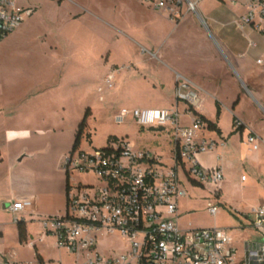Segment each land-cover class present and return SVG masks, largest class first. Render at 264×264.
<instances>
[{
    "label": "rangeland",
    "instance_id": "obj_1",
    "mask_svg": "<svg viewBox=\"0 0 264 264\" xmlns=\"http://www.w3.org/2000/svg\"><path fill=\"white\" fill-rule=\"evenodd\" d=\"M14 1L21 7H33L31 9L36 13L24 22L26 32L23 36L0 49V130L8 138L11 154L24 147L29 148L31 154L42 158L47 164L48 171L44 170L41 182L54 180L58 175V163L65 155V160L70 156L76 131L88 114L87 128L77 155L80 151L94 153L107 147L109 137L114 136L128 142L134 151L152 152L160 156L164 164L172 166L175 144L171 126L163 129L143 128L131 116H121L123 110H172L177 106L171 70L156 61V46L149 41L154 38L146 39V35H149V18L145 11L134 6L130 0ZM247 1L239 0L240 6L243 7ZM234 5L219 8L211 0H206L201 7L202 14L211 13L222 20H230L233 12H236ZM189 16L177 22L170 21L178 28L188 21ZM197 20L198 26L205 28L199 17ZM155 27L160 28V23H155ZM235 36L241 34L237 32ZM179 39L193 51L190 56L174 51L178 55L176 62L182 70L189 71V66L208 64L209 57H205L204 53L213 45L210 39L208 44L204 36L197 33ZM146 42L152 48L148 55L144 54ZM164 46L165 42L162 44ZM249 62L255 76L263 72V65L253 63L251 58ZM109 74H115L113 90H108L104 85ZM233 76H222L223 85L219 91L225 110L220 127L225 131L231 128L227 107L237 100L239 88H242L243 96L238 113L244 114L251 122L258 115L264 118V110L250 97L238 77ZM99 87L104 90L101 96L98 94ZM206 103L211 114L212 104L210 101ZM180 109H183V105H180ZM186 123H190V120H186ZM258 124L264 135V120ZM212 133L203 131L206 135ZM88 134L91 135V142L86 139ZM211 137L214 138V135ZM234 142L229 146V156L234 163V188L241 191L242 175L251 177V172L238 163L243 151L249 152V148L241 145L239 139ZM43 146L44 149H39ZM261 152L264 164V148ZM64 175L66 180V171ZM70 176L72 185L80 182L100 185L92 174L74 172ZM180 176L188 191L185 197L187 204L180 218L183 229L238 226L234 215L224 207L221 206L222 213L216 217L210 216L206 209L210 194L220 186L210 184L201 188L189 182L182 171ZM32 233L33 238L38 240L37 248L42 250L46 259L74 264V257L58 249L56 238L44 235L41 225L32 227ZM239 233L234 230L236 238H240ZM41 234L46 239H41ZM22 246L25 247L17 252L21 264H38L34 246ZM98 249L105 254H122L124 244L118 235L106 237Z\"/></svg>",
    "mask_w": 264,
    "mask_h": 264
},
{
    "label": "built area",
    "instance_id": "obj_2",
    "mask_svg": "<svg viewBox=\"0 0 264 264\" xmlns=\"http://www.w3.org/2000/svg\"><path fill=\"white\" fill-rule=\"evenodd\" d=\"M139 1L158 12L165 11L169 19L177 22L186 15L200 18L204 0ZM33 15V9L21 7L14 0H0V45ZM250 25L264 35V0L250 2L239 27ZM104 83L113 90L115 74L107 75ZM174 97L177 107L172 110L135 109L121 113L122 117L131 116L143 128L163 129L169 125L174 129L172 166L152 152L134 151L123 139L94 153L80 151L77 155V150L66 159L69 176L74 172L92 174L100 182L69 183L66 214L40 222L43 230L56 238L58 249L74 257V264H264V200L252 212V227L260 232V240L246 242L242 256L225 229L181 227L179 203L188 194L180 172L201 187L221 186L225 177L221 167L206 169L198 160L199 155L218 145L202 135L209 128L200 118L204 103L200 90L178 76ZM179 104L186 106L184 113L179 111ZM182 117L192 118L191 125H183ZM242 126L241 121H235L238 130ZM245 145L257 151L260 141L249 133ZM30 206L28 200L11 205L15 222L16 216ZM207 211L215 217L219 207L209 201ZM117 235L122 238L124 252L101 253L100 242Z\"/></svg>",
    "mask_w": 264,
    "mask_h": 264
},
{
    "label": "crops",
    "instance_id": "obj_3",
    "mask_svg": "<svg viewBox=\"0 0 264 264\" xmlns=\"http://www.w3.org/2000/svg\"><path fill=\"white\" fill-rule=\"evenodd\" d=\"M130 1L134 6L142 8L145 11L146 17L149 18V35H146V39L149 40L150 37L154 38L149 41L156 46V51L158 52V59L156 61L171 70L173 91L175 92L178 76H182L194 84L200 90L204 100L200 115L217 124L222 132L221 136L217 135L215 132L210 135L202 133L205 139L209 141L213 140L217 142L218 145L215 150L199 155L198 160L201 166L206 169L222 168L225 180L221 184L219 192L210 194L208 200L219 207L217 215H221L222 212L220 213V209L222 206L224 210L234 215L239 223V227L233 228L225 226L221 227V229H225L230 233L242 256L244 244L246 242L260 240V232L252 227V212L254 209L258 208L264 200V164L263 154L261 152V149L264 148V135L260 132L261 129L259 130L257 127V125H260L258 123H261L264 118L258 115L254 122H251L244 114L238 113L242 102L241 96H243L242 88H239L237 100L233 101V103L227 107L230 111L231 128L228 131L223 130L222 127H220V120L224 116L225 110L220 99L219 91L223 85L222 76H230L233 78V74H235L243 84V87L248 91L250 97L262 108V110H264V69L260 75L255 76L251 71L249 62V58H251L253 63L264 66V35L253 25L243 28L239 27V23L247 14L248 6L252 0H248L243 7L240 6L239 0H211L219 8L228 6V4H235L236 12H233L230 20H222L213 16L211 13L203 15L201 7L206 1L204 0L200 5L199 20L203 22L205 28L198 26L197 16L193 15L189 16L185 24L176 28L175 24L170 21L166 13L158 12L139 0ZM158 22L160 23V28L155 27V23ZM23 25L0 45V49H3L6 44L23 36L26 32ZM231 28H234L236 32H233ZM237 32L240 33L241 36L236 37L235 33ZM194 33L204 36V41H207L208 44H210V39L213 45H210V51L208 50L207 53H204L205 57H209L207 65L201 63L199 66H189V71H185L177 64L176 58H178V55L175 54V52H181L186 54L185 56H190L193 52L191 51L192 49L189 45L185 46L187 43L180 41L179 38L193 36ZM241 40H244L245 43L243 44ZM164 42L165 46L162 47ZM151 49V45L146 42L144 54H150ZM218 60H220V63ZM103 91V88H98V94H100V96ZM208 101L212 104L211 114L206 106V102ZM217 103L221 108L220 119H217ZM180 105L183 104H179L178 109L181 113H184L186 111V106L183 105V109L181 110ZM235 118L243 124L242 128L239 130L235 127ZM186 120H190V123H186ZM181 122L183 125H191L192 118L182 117ZM249 133L257 136L260 141V148L257 151L250 149L249 152L243 151L240 161L238 160L239 165L250 170L251 177L242 175L240 182L242 189L241 191H237L233 184L234 163L229 156L231 152L229 146L238 139L241 145H245ZM211 135H214V138L211 137ZM9 148L8 138L5 132L0 130V264H21V259L17 252L25 247L22 245L27 244L29 246H34L37 255L41 257L43 263L51 262L54 264H63L61 261L57 262L53 259H46L42 250L40 251L37 248L38 240L33 238L32 227L36 225L40 226V222L43 219L62 217L66 212L68 179L69 183H71V176L67 175L68 179L65 180L64 175L66 155L57 165L56 173L58 175L54 177L55 179L43 180L41 182V176L44 174V170L48 171L46 169L47 164L44 160L31 154L30 149L27 147L19 149L16 154H11ZM44 148L45 146L39 147V149ZM243 170L242 172H244ZM23 200L31 202V206L26 208L24 212L18 214L16 216L18 222H15V216L10 212L9 208L14 202ZM186 204L185 198L179 203L180 218L181 211ZM19 222L24 223L26 226V242H21L20 240L18 230ZM234 230L240 232V238L235 237ZM41 231L44 235L47 234L43 230L42 225ZM43 234H41V239H46ZM244 234L249 235L245 236Z\"/></svg>",
    "mask_w": 264,
    "mask_h": 264
},
{
    "label": "trees",
    "instance_id": "obj_4",
    "mask_svg": "<svg viewBox=\"0 0 264 264\" xmlns=\"http://www.w3.org/2000/svg\"><path fill=\"white\" fill-rule=\"evenodd\" d=\"M62 1V0H61ZM87 117L88 114H86L84 120L82 121V123L79 125L77 131H76V136H75V142L72 148V152L71 155L73 153H75L77 150H79L80 146H81V139L84 136L85 130L87 128ZM221 117V108L220 105L217 103V119H220ZM200 118L207 124L209 130L217 133L219 136L222 135L221 130L219 129L218 125L209 121L207 118H205L204 116L200 115ZM237 119L235 118L234 121H236ZM86 139L90 140L91 142V135L88 134L86 135ZM119 139L117 137L111 136L108 139V146L112 143L118 142ZM68 179V178H67ZM69 187V179H68V184H67V188ZM18 230H19V236H20V240L21 242H26L27 241V231H26V226L24 223L19 222L18 223ZM38 258V262L39 264H43V261L41 259V257L39 255H37Z\"/></svg>",
    "mask_w": 264,
    "mask_h": 264
}]
</instances>
